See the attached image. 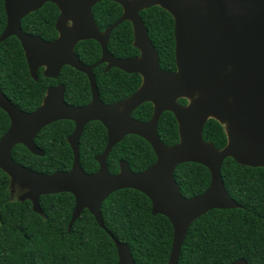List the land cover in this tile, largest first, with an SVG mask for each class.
I'll list each match as a JSON object with an SVG mask.
<instances>
[{"label":"water","instance_id":"95a60500","mask_svg":"<svg viewBox=\"0 0 264 264\" xmlns=\"http://www.w3.org/2000/svg\"><path fill=\"white\" fill-rule=\"evenodd\" d=\"M53 2L60 8L58 22L60 39L46 43L28 37L20 28V16ZM111 1L122 6V18L105 33L95 24L93 8L100 2ZM9 25L0 43L16 36L23 44L31 69L48 66L47 77L56 78L63 66L69 65L85 73L91 81L93 103L76 108L65 103L63 89H51L43 105L33 114L14 106L0 90V108L9 114L12 126L0 140V170L25 191L18 201H30L33 211L44 216L40 199L46 196L71 194L75 209L69 232L84 211L95 217L106 230L102 206L118 191L131 189L146 195L152 203V215L164 216L173 226L174 237L168 264H179L182 247L192 224L207 213L239 209L225 187L222 168L227 159L249 168H264V0H5ZM161 7L175 20V57L177 73L161 69L160 55L148 36L141 12ZM74 27L66 29L64 23ZM134 26V46L140 58L120 60L110 55L108 42L114 30L124 22ZM84 40H96L103 48L102 60L92 67L85 66L74 54V46ZM109 63L128 74H140L144 84L128 100L111 106L104 105L97 93L94 69ZM33 72V73H34ZM195 96L189 107L176 103L180 97ZM193 96V97H194ZM155 106L147 123L132 119V113L142 104ZM172 112L179 124L180 142L167 147L159 138L158 126L162 115ZM210 119L225 127L227 146L217 150L203 140L204 128ZM69 120L76 123L69 143L73 148L74 164L69 172L45 175L17 164L14 148L25 146L33 155L45 153L35 145V139L47 126ZM102 122L109 131L105 152L96 158L100 169L88 175L82 168L79 139L87 124ZM146 140L153 148L157 162L142 173H133L128 163L120 165V173H109L107 160L113 148L126 136ZM197 164L211 174V184L204 194L186 199L175 178L178 166ZM12 189V188H11ZM117 247L118 264H136L131 249L112 236ZM232 264H248L240 259Z\"/></svg>","mask_w":264,"mask_h":264},{"label":"trees","instance_id":"16d2710c","mask_svg":"<svg viewBox=\"0 0 264 264\" xmlns=\"http://www.w3.org/2000/svg\"><path fill=\"white\" fill-rule=\"evenodd\" d=\"M54 10L52 18L46 13L30 17L31 25L37 29L52 27L51 40L57 37L54 24L59 12ZM94 15L100 31L104 32L122 18L123 9L116 3L105 2L94 9ZM142 17L160 54L161 67L176 71L173 17L159 7L144 11ZM5 23L4 1L0 0V35ZM133 42L131 25L126 22L114 31L109 48L118 58H134L139 51ZM77 49L86 64L92 65L101 58V49L95 42L82 43ZM2 54L7 64L19 67L20 72L8 71L7 76L0 75V83L7 93L17 87H26L27 94L17 100L35 111L43 101L47 82L42 79L34 83L24 77V54L18 42L6 41L0 45V64ZM66 70L61 80L68 85V96L76 105H87L90 89L86 76L71 68ZM103 71V67L98 68L95 74L106 103L126 99L141 86L139 75H127L118 69L107 74ZM24 79L27 81L25 86L12 84L14 80ZM152 115L153 106L147 104L134 113V118L148 122ZM9 125V119L0 111V138ZM73 131L71 122L52 125L37 138L45 157H36L24 146H18L13 151V159L17 164L45 175L69 172L74 157L67 139ZM159 135L169 147L179 143V126L171 113L162 117ZM203 137L204 142L214 144L217 150L227 146L225 127L216 120H209ZM106 145L105 128L100 123L88 125L81 152L82 166L87 173L98 171L95 158L103 153ZM121 160L127 161L133 172L140 173L153 166L157 157L149 143L133 136L112 151L109 160L112 173L118 172ZM222 176L230 198L241 208L214 210L196 220L186 237L179 264H232L240 259L248 264H264V168H249L227 159ZM175 177L187 199L204 194L211 184L210 171L192 163L179 166ZM10 186V177L0 170V264H118V251L111 235L130 247L136 264L169 263L173 226L168 218L152 215L150 199L140 192L121 190L104 202L102 216L106 230L100 228L95 217L86 210L69 232L75 209L73 195L66 193L41 198L44 211L41 216L34 213L30 201L13 200Z\"/></svg>","mask_w":264,"mask_h":264},{"label":"flooded vegetation","instance_id":"af4514ba","mask_svg":"<svg viewBox=\"0 0 264 264\" xmlns=\"http://www.w3.org/2000/svg\"><path fill=\"white\" fill-rule=\"evenodd\" d=\"M4 1V11H5V15H6V23H5V27H4V29H3V31H2V33H1V35H0V38L2 37V35L4 34V32L6 31V29H7V27H8V25H9V16H8V13H7V10H6V2H5V0H3ZM105 2H111V1H104V2H100V3H98L96 6H94V8H93V15H94V9L98 6V5H101V4H103V3H105ZM112 3H115V2H112ZM117 4V3H116ZM119 5V4H118ZM122 7V6H121ZM155 8V7H154ZM159 8H161V7H159ZM54 9H57L58 10V14H57V20L55 21V24H54V31L56 32V34H57V37L55 38V39H53V40H51V38H49V36L51 35V31H52V27L51 28H48V26H46L44 29H37L36 27H34L33 25H31V20H30V17L31 16H33L34 15V17L36 16V15H39V14H42V13H46V14H48L51 18H52V10H54ZM123 9V8H122ZM164 10V9H163ZM55 11V10H54ZM145 11H147V10H145ZM144 12V11H143ZM143 12H141V14H140V16H141V19H142V21H143V23H144V25H145V27H146V29H147V32H148V36H149V38H150V40L152 41V43H153V45H154V47H155V49H156V46H155V43H154V41L151 39V37H150V35H149V30H148V27H147V25H146V22L144 21V19H143V17H142V13ZM167 12V11H166ZM123 14H124V10H123ZM171 15V14H170ZM172 16V15H171ZM60 17H61V11H60V8L58 7V5H56L55 3H53V2H51V1H49V2H46V3H43L42 4V6H41V8L40 9H37V10H35V11H32V12H30L29 14H27V15H23L22 17L20 16V28H21V31H22V33L23 34H25L26 36H28V37H32V38H37V39H40V40H42V41H44V42H46V43H54V42H56L57 40H59L60 39V37H61V35H60V31H59V29H58V22H59V19H60ZM173 17V16H172ZM94 18H95V15H94ZM174 19V18H173ZM126 22H129L130 23V25H131V28H132V31H133V36H134V26H133V24H132V22H130V21H126ZM126 22H124V23H126ZM123 23V24H124ZM95 24H96V27L98 28V30L100 31V29H99V27H98V25H97V22H96V18H95ZM64 27L66 28V29H71V28H73L74 27V23L72 22V21H68L67 23H64ZM110 28V27H109ZM107 30V29H106ZM105 30V31H106ZM105 31L104 32H101L100 31V33H105ZM115 31V30H114ZM114 31H113V33H114ZM113 33H112V35H113ZM174 34H175V20H174ZM112 35H111V37H110V40H109V42H108V51H109V53H110V55H112L114 58H116V59H120V60H129V59H137V58H140L141 57V55H142V53H141V51L139 50V49H137L135 46H134V42H133V46H134V48H136L138 51H139V55L137 56V57H134V58H118V57H116L111 51H110V48H109V44H110V41H111V39H112ZM6 41H16V42H18L19 44H20V47H21V49H22V51H23V54H24V62H25V64L23 65V67H22V70H23V75H24V77L26 78V79H28V78H30V80L31 81H33L34 83H38V82H40L42 79L43 80H45L46 82H47V84H48V87H47V89H46V93H45V95H44V97H43V101H42V103H41V105L35 110V111H30V109L28 108V107H26L25 106V102H24V104H23V101L22 100H17V98H19L20 96H22V95H25V94H27V92H28V90H26V87L25 88H23V89H20V88H14V87H12V88H14V89H12L11 91H8V93L6 92V90L4 89V87L2 86V84L0 83V90H1V92H2V94L6 97V99L8 100V101H10L14 106H16L19 110H21L22 112H24V113H26V114H33V113H35L42 105H43V103H44V101H45V99H46V97L48 96V93H49V91L51 90V89H57V88H60V89H63V91H64V100H65V103L66 104H68V105H70V106H73V107H76V108H82V107H88V106H90L92 103H93V90H92V84H91V81H90V78L85 74V73H83V72H80V71H78V70H76L75 68H73V67H71V66H69V65H65V66H63L62 67V69L60 70V72H59V74H58V76L56 77V78H51V77H47L46 75H45V73L48 71V66H46V65H43V66H40L38 69H37V71H36V73L31 69V67H30V64H29V61H28V58H27V53H26V51H25V49H24V47H23V44H22V42L16 37V36H10L9 38H7L6 40H4L3 42H1L0 43V45H2L3 43H5ZM134 41H135V38H134ZM85 42H95V43H97L98 45H99V47H100V49H101V58L96 62V63H94V64H92V65H89V64H86V62L85 61H83L82 60V58H81V56H80V54H79V52H78V47L82 44V43H85ZM175 46H176V43H175ZM157 50V49H156ZM158 51V50H157ZM175 51H176V49H175ZM73 52H74V54L79 58V60H80V62H82L85 66H87V67H92V66H94V65H96L97 63H99L101 60H102V58H103V48H102V45L98 42V41H96V40H84V41H81V42H79V43H77L75 46H74V49H73ZM160 55V54H159ZM1 57L3 58V60H2V62H1V64H0V75L1 76H7V72L8 71H11V72H13V73H15L16 71H19L20 72V68L19 67H14V65L12 64L11 65V67L7 64V61H6V59L4 58V56H3V54L1 55ZM175 61H176V57H175ZM13 67V68H12ZM101 67H103L104 68V71H103V73L104 74H107V73H110L112 70H114V69H118V68H111V69H109V63H103V64H101V65H99V66H97L95 69H94V71H93V75H94V77H95V83H96V87H97V93H98V95H99V98H100V100H101V102L104 104V105H106V106H111V105H115V104H118V103H122V102H125L126 100H128L131 96H133L135 93H137L140 89H141V87H142V85L144 84V80H143V77H142V75H140V74H128V73H125L124 71H122V70H120V69H118V70H120V71H122L123 73H125V74H127V75H139L140 77H141V79H142V83H141V86L139 87V89L136 91V92H134L132 95H130L129 97H127L126 99H123V100H121V101H119V102H115V103H106L105 102V100H104V98L102 97V95H101V92H100V88H99V83H98V79H97V77H96V74H95V71L98 69V68H101ZM66 68H71V69H73L74 71H76L77 73H80V74H83L84 76H86V78H87V81H88V84H89V89H90V102L87 104V105H83V106H80V105H76L75 103H74V100H73V98H71V97H69L68 96V85L65 83V82H63L61 79H62V76H63V74L67 71L66 70ZM161 69L163 70V71H166V72H170V73H177L178 72V69H177V64H176V71H167V70H164L162 67H161ZM34 72V73H33ZM22 74H20V76H23ZM29 80V79H28ZM14 81H16V82H14ZM14 81H12V84H16V85H18V86H20V85H24L25 86V84L27 83V81L24 79V80H14ZM29 92H30V90H29ZM194 96V95H193ZM190 97V98H187V97H180V98H178L177 100H176V103L179 105V106H181V107H184V108H186V107H189L190 105H192L195 101H196V99L198 98H196L195 96L194 97ZM24 99V98H23ZM182 101H184V103H182ZM147 104H151L152 106H153V115H154V111H155V106H154V104L153 103H151V102H148V103H144V104H142L141 106H139L133 113H132V119L133 120H135V121H138V122H142V121H139V120H137L136 118H134V113L136 112V111H138L140 108H142V107H144L145 105H147ZM0 111L2 112V113H4L6 116H7V118L9 119V122H10V125H9V128H8V130H7V132L0 138V140L8 133V131L10 130V128H11V126H12V121H11V117L9 116V114L7 113V112H5L2 108H0ZM166 113H171L172 115H174L172 112H165L163 115H162V117L166 114ZM153 115H152V117H153ZM152 117H151V119H152ZM162 117H161V119H162ZM174 117H175V115H174ZM150 119V120H151ZM161 119H160V121H161ZM175 119H176V117H175ZM149 120V121H150ZM211 120V119H210ZM214 120V119H213ZM148 121V122H149ZM61 122H71V123H73V125H74V131H73V133L68 137V139H67V143H68V145H69V147H70V149H71V151H72V153H73V148H72V146H71V144L69 143V139H70V137L75 133V131H76V128H77V125H76V123L75 122H73V121H69V120H63V121H59V122H55V123H53V124H51V125H49V126H47V127H45L40 133H39V135L36 137V139H35V145L39 148V149H41L42 151H44L38 144H37V138L41 135V133L45 130V129H47V128H49V127H51L52 125H55V124H57V123H61ZM209 122V121H208ZM91 123H100L104 128H105V130H106V132H107V145H106V148H105V150L107 149V146H108V142H109V131H108V129L106 128V126L102 123V122H100V121H94V122H90L89 124H87L86 126H85V128H84V131H83V133H82V136L80 137V139H79V147H80V155H81V152H82V138H83V136H84V134H85V130H86V128H87V126L88 125H90ZM142 123H147V122H142ZM178 123V122H177ZM159 125H160V122H159ZM178 126H179V124H178ZM206 127V126H205ZM204 130H205V128H204ZM158 135H159V126H158ZM134 135H128V136H126L119 144H117L115 147H117L118 145H120V144H122L126 139H128L129 137H133ZM203 136H204V133H203ZM134 137H138V136H134ZM140 138V137H139ZM159 138H160V135H159ZM142 139V138H141ZM144 140V139H143ZM160 140L162 141V139L160 138ZM203 140H204V137H203ZM146 141V140H145ZM147 142V141H146ZM163 142V141H162ZM179 142H180V134H179ZM148 143V142H147ZM164 143V142H163ZM179 144V143H178ZM178 144H176V145H178ZM150 145V144H149ZM176 145H174V146H176ZM18 146H23V145H18ZM18 146H16V147H18ZM151 146V145H150ZM167 146V145H166ZM174 146H171V147H174ZM15 147V148H16ZM25 147V146H24ZM114 147V148H115ZM167 147H169V146H167ZM14 148V149H15ZM26 148V147H25ZM114 148H113V150H114ZM105 150L103 151V153L105 152ZM112 150V151H113ZM14 151V150H13ZM112 151H111V153H112ZM154 151V150H153ZM44 153H45V151H44ZM102 153V154H103ZM111 153H110V156H111ZM101 154V155H102ZM101 155H99V156H101ZM12 156H13V152H12ZM35 156V155H34ZM45 156H46V153H45ZM44 156V157H45ZM99 156H97V157H99ZM110 156H109V158H108V160H107V165H108V169H109V173L111 174V175H118L119 173H120V165H121V163H123V162H126V163H128L127 161H125V160H121V161H119V163H118V167H119V170H118V172H116V173H112L111 172V170H110V165H109V160H110ZM36 157H38V156H36ZM73 157H74V154H73ZM96 157V158H97ZM96 158H95V160H96ZM82 159V158H81ZM97 162V161H96ZM156 162H157V160H156ZM98 163V162H97ZM73 164H74V161H73ZM129 164V163H128ZM81 165H82V161H81ZM98 165H99V163H98ZM155 165V164H154ZM185 165V164H184ZM22 166V165H21ZM129 166H130V164H129ZM181 166V165H180ZM24 167V166H23ZM152 167V166H151ZM179 167V166H178ZM178 167H177V169H178ZM72 168H73V166H72ZM82 168H83V166H82ZM150 168V167H149ZM148 168V169H149ZM99 169H100V165H99ZM99 169H98V171H99ZM130 169H131V167H130ZM177 169H176V171H177ZM83 170H84V168H83ZM147 170V169H146ZM146 170H144V171H146ZM85 171V170H84ZM97 171V172H98ZM131 171H132V169H131ZM143 171V172H144ZM97 172H95V173H87L86 171H85V173L86 174H88V175H93V174H96ZM133 172V171H132ZM133 173H135V172H133ZM140 173H142V172H140ZM176 173V172H175ZM176 178V177H175ZM177 180V179H176ZM178 181V180H177ZM179 183V182H178ZM180 185V184H179ZM181 187V186H180ZM181 192H182V190H181ZM12 194V193H11ZM183 195V194H182ZM184 197V196H183ZM12 198H13V195H12ZM43 198V197H42ZM185 198V197H184ZM20 199V197L18 198V199H16L17 201ZM187 199V198H186ZM41 200V199H40ZM184 246V245H183ZM172 247H173V244H172ZM183 248V247H182ZM171 252H172V250H171ZM171 256V255H170ZM181 257V256H180ZM180 261V260H179Z\"/></svg>","mask_w":264,"mask_h":264},{"label":"rangeland","instance_id":"374dc122","mask_svg":"<svg viewBox=\"0 0 264 264\" xmlns=\"http://www.w3.org/2000/svg\"><path fill=\"white\" fill-rule=\"evenodd\" d=\"M11 193L13 195V200L18 199L19 197H21L25 191L19 189V186L17 184H13V187H11Z\"/></svg>","mask_w":264,"mask_h":264}]
</instances>
